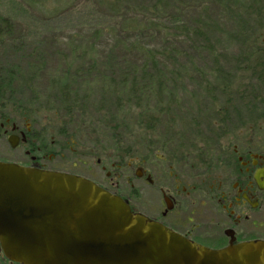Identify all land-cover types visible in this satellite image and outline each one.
Returning a JSON list of instances; mask_svg holds the SVG:
<instances>
[{
  "label": "rangeland",
  "instance_id": "rangeland-1",
  "mask_svg": "<svg viewBox=\"0 0 264 264\" xmlns=\"http://www.w3.org/2000/svg\"><path fill=\"white\" fill-rule=\"evenodd\" d=\"M0 29V123L30 128L34 143L13 148L1 132L2 162L46 156L47 169L126 194L139 183L163 208L140 169L162 189L169 168L176 186L183 154L208 159L264 110V0H0ZM208 164L187 183L207 188ZM0 264H11L1 247Z\"/></svg>",
  "mask_w": 264,
  "mask_h": 264
},
{
  "label": "water",
  "instance_id": "water-1",
  "mask_svg": "<svg viewBox=\"0 0 264 264\" xmlns=\"http://www.w3.org/2000/svg\"><path fill=\"white\" fill-rule=\"evenodd\" d=\"M0 247L16 264H264V241L212 249L85 177L2 161Z\"/></svg>",
  "mask_w": 264,
  "mask_h": 264
},
{
  "label": "flooded vegetation",
  "instance_id": "flooded-vegetation-1",
  "mask_svg": "<svg viewBox=\"0 0 264 264\" xmlns=\"http://www.w3.org/2000/svg\"><path fill=\"white\" fill-rule=\"evenodd\" d=\"M259 118L253 120V123L248 120L240 122L234 133H228L227 130L224 138L217 139L210 145L209 151H204L208 157L205 160L209 162L203 173L209 175L207 188L202 187L200 180L187 183L194 175L199 179L200 164L205 162L203 159L201 161L202 155H194L192 152L186 156L183 154L184 163L180 164L186 170L184 165L187 162V169L194 175H184L180 168L179 177L183 181L176 186L167 184L169 168L163 174L165 183L162 189L152 188L155 182L152 173L140 169L137 181H146V184L143 183L150 187L148 191H162L163 208L150 201L149 194H144V191L142 194L139 183H130V192L126 194L122 192L119 183L109 185L97 182L92 177L88 179L122 197L134 213L142 214L212 249H222L231 243L264 241V110L260 111ZM224 128L220 126V129ZM1 132L8 135V139L16 137L17 147L34 144L29 134L30 128L22 130L14 123L11 125L8 119L0 123V136ZM44 149L39 147L38 151L45 152ZM31 153L26 151L27 155ZM45 157L31 156L29 167L50 170L43 164ZM191 157L193 164L190 165ZM170 159L175 161L174 157ZM143 199L147 200L148 205ZM142 203L147 209L138 206ZM9 263L13 264L11 261Z\"/></svg>",
  "mask_w": 264,
  "mask_h": 264
},
{
  "label": "trees",
  "instance_id": "trees-1",
  "mask_svg": "<svg viewBox=\"0 0 264 264\" xmlns=\"http://www.w3.org/2000/svg\"><path fill=\"white\" fill-rule=\"evenodd\" d=\"M0 31H2L1 29H0ZM263 56H264V53H263ZM263 61H264V59H263ZM258 68V70H259V67H261V66H257ZM255 71H257L256 69H255ZM259 72V71H258ZM256 77H261V78H263L262 77V74H261V72H259V75H258V73H257V75H256ZM264 80V79H263ZM5 82H6V79H4V78H0V105L2 104L3 106H4V101H5V96H6V86H5ZM3 111L4 110H2V112L1 113H3ZM0 113V114H1ZM2 117L3 118H5V116L4 115H2Z\"/></svg>",
  "mask_w": 264,
  "mask_h": 264
}]
</instances>
